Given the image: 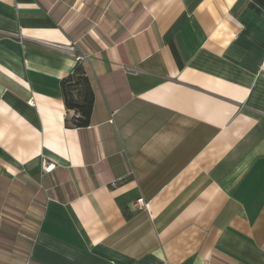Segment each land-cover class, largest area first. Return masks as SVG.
Wrapping results in <instances>:
<instances>
[{"label":"crops","instance_id":"crops-1","mask_svg":"<svg viewBox=\"0 0 264 264\" xmlns=\"http://www.w3.org/2000/svg\"><path fill=\"white\" fill-rule=\"evenodd\" d=\"M28 263L264 264V0H0V264Z\"/></svg>","mask_w":264,"mask_h":264},{"label":"trees","instance_id":"trees-1","mask_svg":"<svg viewBox=\"0 0 264 264\" xmlns=\"http://www.w3.org/2000/svg\"><path fill=\"white\" fill-rule=\"evenodd\" d=\"M64 107L73 116L66 118L67 128L83 129L90 124L93 110V91L81 64L74 66L69 75L61 80Z\"/></svg>","mask_w":264,"mask_h":264},{"label":"built area","instance_id":"built-area-1","mask_svg":"<svg viewBox=\"0 0 264 264\" xmlns=\"http://www.w3.org/2000/svg\"><path fill=\"white\" fill-rule=\"evenodd\" d=\"M84 57H79L78 58V61L80 60H83ZM51 170H53V165H48L47 168L44 170L45 172H50ZM124 179H118V180H115L113 182H111V187L112 188H116L120 185H122L124 183ZM133 208L134 209H137V210H144V211H149V205L147 203L144 202V200L142 198L136 200L134 203H133ZM30 264V263H28Z\"/></svg>","mask_w":264,"mask_h":264}]
</instances>
